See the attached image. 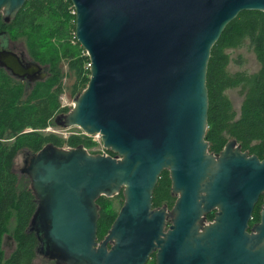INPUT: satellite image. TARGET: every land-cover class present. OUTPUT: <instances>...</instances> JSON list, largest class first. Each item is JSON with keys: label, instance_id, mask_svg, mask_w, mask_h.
<instances>
[{"label": "water", "instance_id": "1", "mask_svg": "<svg viewBox=\"0 0 264 264\" xmlns=\"http://www.w3.org/2000/svg\"><path fill=\"white\" fill-rule=\"evenodd\" d=\"M26 1L0 0V16L12 21ZM71 2L90 76L56 123L100 133L114 155L48 143L25 160L38 252L56 264H147L153 253L155 264H264V157L234 138L215 154L205 138L212 48L240 12H264V0ZM0 68L31 82L48 73L8 47ZM165 169L172 209L153 207ZM120 191L123 204L99 240L97 199ZM261 196L260 222L248 232Z\"/></svg>", "mask_w": 264, "mask_h": 264}, {"label": "trees", "instance_id": "2", "mask_svg": "<svg viewBox=\"0 0 264 264\" xmlns=\"http://www.w3.org/2000/svg\"><path fill=\"white\" fill-rule=\"evenodd\" d=\"M71 0H27L17 16L5 22L0 16V35L8 39L26 38L32 59L47 65L49 74L27 90L22 80L0 68V264H33L37 256L39 240L34 231H29L30 221L37 206L27 174L17 173L14 160L23 150L36 153L44 145L85 147L92 145L85 137L72 135L63 139L55 133L43 132L54 122L56 115L67 112L61 103L65 92L61 61L66 60L76 75L73 90L77 94L87 86L90 76L89 57L75 35V14L70 12ZM252 49L260 62L256 72L238 70L230 72L232 58L228 49ZM236 61V60H235ZM207 86L209 92L208 128L206 139L211 152H219L232 138L242 150L264 157V12L244 10L224 29L214 44L208 65ZM239 88L243 102L238 112L227 90ZM54 124V123H53ZM12 139V140H11ZM111 155L114 153L110 150ZM171 178L165 169L153 192V207L174 204ZM124 201L123 192L112 196H100L98 239L107 234L119 209L114 199ZM261 203V202H260ZM260 203L256 206V213ZM15 217L12 231L16 248L5 256L3 238L10 231V222ZM212 217V213L209 218ZM152 264L155 255L152 254ZM50 264H56L52 261ZM150 264V263H147Z\"/></svg>", "mask_w": 264, "mask_h": 264}, {"label": "rangeland", "instance_id": "3", "mask_svg": "<svg viewBox=\"0 0 264 264\" xmlns=\"http://www.w3.org/2000/svg\"><path fill=\"white\" fill-rule=\"evenodd\" d=\"M74 7L73 5L70 6V12L73 13ZM74 14V13H73ZM7 47H9L10 49H13L15 51H17L18 53H22L23 55H25L26 59H32L27 43H26V38L23 36H19L15 39H10L7 41ZM228 52H230L231 55V62L228 65V70L230 72H236L238 70H247L249 72H256L260 69V62L256 56V53L248 48L247 46L243 47V48H233V49H228ZM236 60V61H235ZM61 63V69H62V73H63V82L65 85V92L64 94L61 96L60 100L63 106H66L69 108L68 111H70L73 106H74V99L80 94H77L76 92H74L73 90V84L75 83L76 80V75L74 73V71L70 70L68 67V63L66 60H63L60 62ZM28 90V89H27ZM227 94L230 97L234 108L239 112L242 102H243V95L240 91L239 88H234V89H229L227 90ZM67 111V112H68ZM67 112H62V113H67ZM61 114V113H59ZM57 117V115H56ZM56 117L53 119L54 120V124L51 123L46 129L43 130V132L47 133H55L53 130L58 129V136L62 137V133L61 131H63V129L61 128L60 125H58L56 123ZM69 131H78V129L76 127H72L69 129ZM12 140V139H11ZM93 147V146H91ZM31 156V154L26 151L23 150L21 151L15 158L14 160V169L17 173H23V168H25L26 163L25 160H27L29 157ZM175 199L174 203L176 201V196L173 195ZM120 198H115L114 199V205L115 208L119 209L121 206V202H119ZM174 205V204H173ZM173 205L171 207H168L169 209L173 207ZM15 217L12 218L11 222H10V233L6 234L3 238V243H2V247L4 249L5 252V256H9L11 254V252H13V250H15L16 248V241H14L13 239V235H12V231L15 225ZM152 255L151 258L149 259L148 263L152 264ZM52 262V260L48 259L47 257H45L42 253H38L37 256L34 259L33 264H50Z\"/></svg>", "mask_w": 264, "mask_h": 264}, {"label": "built area", "instance_id": "4", "mask_svg": "<svg viewBox=\"0 0 264 264\" xmlns=\"http://www.w3.org/2000/svg\"><path fill=\"white\" fill-rule=\"evenodd\" d=\"M72 12L75 14V9H73ZM89 65L90 63L88 64V68H89ZM72 127H76L78 131H69V129ZM72 127H68V128L61 127L63 129V131H61L63 139H68L72 135L80 136V137H87L91 140L92 142L91 146H93V147L89 146V148H87L88 151L93 152V153L98 152V153L108 154L109 149L107 150V148L104 147L102 143V136L100 133L88 134L82 128L78 126H72ZM53 131L55 133H58V129L53 130ZM64 147L69 148L72 146L65 145Z\"/></svg>", "mask_w": 264, "mask_h": 264}, {"label": "flooded vegetation", "instance_id": "5", "mask_svg": "<svg viewBox=\"0 0 264 264\" xmlns=\"http://www.w3.org/2000/svg\"><path fill=\"white\" fill-rule=\"evenodd\" d=\"M8 40H10V39H8ZM7 40V41H8ZM5 41V38L4 37H2L1 35H0V48H2V43ZM9 48V47H8ZM17 52V51H16ZM19 54H22V53H19ZM23 55V54H22ZM23 60H27L26 59V57H25V55H23ZM48 74H49V71H48V73H47V76H48ZM46 76V77H47ZM38 81V80H37ZM23 82H24V84H25V87H26V89L28 88V90L29 89H31L33 86H34V84L36 83V82H31V81H28V80H23ZM85 138H87V137H85ZM89 139V138H88ZM90 140V139H89ZM228 142V141H227ZM226 142V143H227ZM62 147H64V146H62ZM72 147H75V146H72ZM86 149L88 148V147H85ZM224 148V147H223ZM222 148V149H223ZM221 149V150H222ZM108 150V149H107ZM221 150L219 151V152H214L215 154H219L220 152H221ZM88 151V150H87ZM244 151H246V150H244ZM88 152H90V151H88ZM90 153H93V152H90ZM98 152H96V153H93V154H97ZM100 154H103V153H100ZM108 154H110L109 152H108ZM250 154V153H249ZM173 195V194H172ZM98 200V199H97ZM261 202V203H260ZM260 203V209L258 210V213H259V216H257V214H255L256 213V206L258 205ZM164 206V205H163ZM121 207V206H120ZM120 209V208H119ZM170 209H172V208H170ZM261 209H262V196L260 197V199H259V201L256 203V205H255V207H254V210H253V213H252V215H251V217H250V219H249V221H248V228H247V231L248 232H252V227L255 225V224H257V223H259L260 222V212H261ZM212 213V217L211 218H209V216H210V214ZM215 215H216V210H212V211H210L209 213H206V222H211V221H213L214 220V218H215ZM155 255V254H154Z\"/></svg>", "mask_w": 264, "mask_h": 264}]
</instances>
